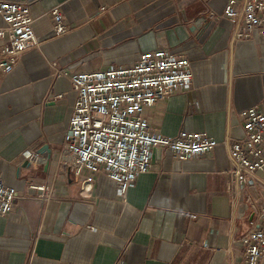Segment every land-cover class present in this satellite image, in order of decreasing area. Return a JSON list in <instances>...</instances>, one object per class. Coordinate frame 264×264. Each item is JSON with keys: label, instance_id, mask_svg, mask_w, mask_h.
Listing matches in <instances>:
<instances>
[{"label": "crops", "instance_id": "0c3cea01", "mask_svg": "<svg viewBox=\"0 0 264 264\" xmlns=\"http://www.w3.org/2000/svg\"><path fill=\"white\" fill-rule=\"evenodd\" d=\"M14 1L30 3L38 42L11 71L0 68V176L17 194L0 213V264H244L236 239L249 220L264 229V170L240 188L228 171L229 145L243 137L239 112L264 109V35L239 39V21L210 19L227 0ZM53 6L62 33L52 32ZM155 48L185 55L192 81L144 106L143 116L163 135L206 131L219 143L183 160L154 150L124 197L103 172L56 170L75 99L69 75L129 65ZM54 66L65 73L54 75ZM43 144L48 165L25 164L24 151ZM88 175L94 180L84 191ZM40 184L50 188L47 199L48 190L33 187Z\"/></svg>", "mask_w": 264, "mask_h": 264}, {"label": "built area", "instance_id": "2783aa9c", "mask_svg": "<svg viewBox=\"0 0 264 264\" xmlns=\"http://www.w3.org/2000/svg\"><path fill=\"white\" fill-rule=\"evenodd\" d=\"M52 32L66 30L58 6L49 9ZM210 19L226 17L239 21L235 37L242 39L254 31L264 35V0H245L241 7L236 0H227L219 13L208 11ZM0 68L13 69L18 57L37 44L28 1L0 0ZM54 65V64H53ZM55 68V66H54ZM65 73L55 68L54 75ZM75 99L63 140L55 160L56 170L78 177L84 169L103 172L115 183L116 193L124 197L136 177L150 169L157 147L169 149L178 159L198 157L209 152L219 142L206 131L180 130L176 135L154 131L143 116V108L176 92L187 89L192 81L189 59L168 49L155 48L140 52L129 65L107 66L69 75ZM61 96V94H58ZM243 121V137L229 145V173L240 188L251 185L253 173L264 170V109L251 105L239 112ZM31 164H45L48 155L25 150ZM93 176L85 180L89 191ZM34 188L47 191L44 184ZM15 187L0 176V213L12 210ZM264 210V209H263ZM241 232L237 239L244 247V264H260L264 258V229L255 226Z\"/></svg>", "mask_w": 264, "mask_h": 264}, {"label": "water", "instance_id": "95a60500", "mask_svg": "<svg viewBox=\"0 0 264 264\" xmlns=\"http://www.w3.org/2000/svg\"><path fill=\"white\" fill-rule=\"evenodd\" d=\"M190 29L193 30V29H194V26H191ZM44 149H46V150L48 151V159H47V162L45 163V165L47 166L48 163H49V157H50V150H49L48 145H47V144H43V145L38 149V152H41V151H43ZM159 150H160V147L155 148V152H156V153H157ZM24 163H25V164H29V165L31 164L27 158L24 159Z\"/></svg>", "mask_w": 264, "mask_h": 264}]
</instances>
